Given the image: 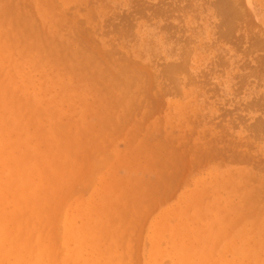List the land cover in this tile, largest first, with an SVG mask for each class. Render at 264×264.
Segmentation results:
<instances>
[{"label": "bare ground", "instance_id": "obj_1", "mask_svg": "<svg viewBox=\"0 0 264 264\" xmlns=\"http://www.w3.org/2000/svg\"><path fill=\"white\" fill-rule=\"evenodd\" d=\"M56 1L52 11L54 22L46 28L44 13L40 14L41 18L38 16L41 23L35 25L20 7L14 9L13 5V8L3 5L0 8V264H133L139 249L137 242L142 247V264H264V207L261 205L264 166L262 169L260 156L247 151L254 144L248 140L249 134L252 140L264 135V114L255 122L253 120L247 136L241 133L234 138L229 133L233 124L234 127L236 122L242 125L247 119L240 123L242 116L235 114L230 118L231 114L226 111L231 127L212 123L218 125V130L212 124L206 128L224 108H215L208 103L206 83L203 80L197 84L190 69L191 61L209 50L211 57L207 55L206 60L215 59L214 64L226 66L224 72L229 74L235 57L233 48L216 46L211 54L210 47L213 46L210 45L214 44H210L211 40L203 47L201 44L188 46V39L187 43L177 44L175 39L169 41L168 36H158L155 32L158 27L155 23L153 27L152 22L141 23L146 27L145 31L137 28L130 33L131 11L130 14L123 13L124 24L118 25L119 29L116 27L118 38L113 37L116 36L117 43L111 41L113 37L98 43L90 31L85 32L86 28H82L74 15L83 8L86 0ZM133 1L125 0V6L130 7ZM210 1L213 7L210 15L211 12L217 15L218 26L225 28L220 30L219 26L218 30L219 37L226 41L224 43L232 45L231 30L239 21L245 24L246 30L250 25L252 27V18H260L264 26V0ZM141 2L142 12L133 17L141 18L147 13L145 16L149 18L152 8L147 10L150 5ZM255 3L259 6L258 12ZM191 7L195 13V7ZM90 10L83 14L84 27L91 24H88ZM105 12L102 17H109ZM10 17L18 19L21 36L15 34L17 25ZM64 23L71 28H66L69 34L67 30L63 31ZM240 27H237L239 32ZM179 35L181 38V33ZM246 35L248 38L249 34ZM246 35L242 39L235 38L237 43L235 40L234 45L237 47L243 39L248 40ZM78 38H82L81 42L88 50L85 58L82 50L77 48L81 43L75 41ZM252 38L254 49L261 51L264 40L259 35ZM128 39L134 41L129 48ZM250 46L248 48L252 50ZM238 88L236 91L239 92ZM225 90H229V83L225 84ZM260 98L253 102L251 99L249 105L260 109L261 103L264 104V98ZM205 107L208 115L201 112ZM162 111L165 113L161 116L160 126L158 121ZM152 113L155 115L153 120L143 126L142 123L147 122L144 119H150ZM169 113H173V117L165 119ZM136 118L141 121L139 127L147 133L145 140H135L141 130L138 124L134 127L132 123ZM170 120L176 121L180 128L167 130ZM122 126L133 132L130 140H134L137 155L148 154L145 160L143 156V159L139 157L140 163L135 158L134 179L129 178L128 170L119 172L124 165L119 153L121 145H125V142H119ZM82 140L86 143L84 148ZM104 141L111 149L102 147L103 152L99 154L100 144ZM81 155L89 161L86 172L82 170L86 166L81 170L75 166ZM98 155L102 158L96 167L94 156L97 158ZM113 160L117 162L116 166L110 165ZM209 165L229 167L194 181L190 177L188 186L191 188L188 192L178 193V206L162 210L154 219V212L160 204H165V199L159 196L165 197L171 188L175 191L174 187L193 175L196 168L201 169L197 173L201 174ZM129 182L130 195L125 197L119 192ZM81 190H86L88 196L76 199L72 201L73 205L67 204L64 208L68 195ZM143 195H146L145 199L139 201L138 197ZM118 207H124V212L117 213ZM118 242L124 251L121 256L114 252Z\"/></svg>", "mask_w": 264, "mask_h": 264}, {"label": "rangeland", "instance_id": "obj_2", "mask_svg": "<svg viewBox=\"0 0 264 264\" xmlns=\"http://www.w3.org/2000/svg\"><path fill=\"white\" fill-rule=\"evenodd\" d=\"M85 1V0H84ZM90 0H86V2H83V4L82 5H84V6H82L83 8H79L78 10L79 11H81V9H82V11H81V13L78 11V12H76L75 11V13H74V15L76 16L77 15V21H79V23H80V25L82 26V28H86L85 29V32H89L91 35H92V37L94 38V40H96V42H101L102 41V39H105V40H110L112 37H113V35H116L117 36V30L119 29V26L118 25H122V24H124V20H123V18H124V14L123 13H125V14H130V11H131V25H129L128 26V28L131 26L132 28H130L131 30V32L130 33H133L134 31H137V28H141V30L142 31H145V26H141V23H146V22H148V23H150L151 24V22H152V26L153 27H158V28H156V30H155V32H156V34H158V36H168L169 37V41H174V39H175V41L177 42V44H184V43H187V39H188V46H190V47H197V46H200L199 44H201L202 45V47L203 46H205V44H209V41H210V44L212 43L213 44V42H214V44L213 45H210V46H213V47H210V51H211V54L214 52L213 50L216 48V46H222V47H226V46H231L232 48H233V50H234V53H235V57H234V59H233V64H232V66L230 67V72H229V74H225V69H226V66H223L222 67V65H217V64H214V60L215 59H213V61H212V59L211 60H206V58L205 57H207V55H210V52H209V50L208 51H206V54L205 53H201V55L200 56H198V57H196L193 61H191V65H190V69H191V73L193 74V75H195L196 76V82H197V84H199V83H201V82H203V80H204V82L206 83V85L209 87V88H207V86H205V90H208L207 92H209V98H208V103L210 104H213L214 106H215V108L216 107H220L219 109H223L224 108V110H220L219 112H218V114H217V118H215V117H213L214 119H212V120H210L211 121V123H209L207 126H206V128L207 127H209V126H211V124L212 123H217V124H222L223 126L224 125H228V126H232V124H229V123H231L230 121H231V116H233V115H235V114H238V115H240V116H242V117H240L241 118V122L240 123H242V120L243 119H247L245 122H243V124L241 125V124H239V123H235L236 124V128L234 127V124H233V126H232V128H231V130H230V134H232L233 136H234V138H235V136L236 135H238V134H244V135H248L249 134V130H250V127L254 124V122L257 120V119H259L260 117H261V115L262 114H264V104L263 103H261L262 105H261V107H260V109L259 108H256V106L254 107V106H250L251 105V102H253V101H255L254 99H257V98H264V66L262 67L261 65L263 64L264 65V57H262V56H264V45H263V47H261L262 49H259V50H261V51H258V49H254V46L252 45L253 43H251L252 41H253V38L252 37H254V35H255V37H257V35H259V36H261V38L264 40V26H262V23L260 22L261 20H260V18H254V20H253V18L251 19L252 21H253V24H252V27H251V25H250V28H251V30H250V28L249 29H247V30H249V31H247L245 28V24L243 23V22H241V21H239V23H237L236 25H237V27H240V22H241V27H240V32L238 31V29H237V27L236 28H234L233 27V29L231 30V33H232V41H234L235 42V40L236 39H242V37H245L244 35H246V34H249V39L247 38V35H246V38L249 40H242V43L240 44V43H238L239 44V46H238V44H237V47H236V45H234V44H236L237 43V40H236V43H234V42H232V45H231V43L230 44H228V43H224V42H226V41H222V38H220L219 37V28L222 26H218V24H219V20L220 19H218V16L217 15H215L214 16V14L211 12V15H210V11H213V7L212 6H210L211 5V1L210 0H186L187 2H185V0H180V2L178 1V0H139L140 2H138L137 0L135 1H133V3H135V5L132 3L131 4V6L130 7H128V6H125V0H91L90 2H89ZM141 1H144V3H145V5H150V6H148V8H147V10H149V8H152V10L151 11H149V12H151L152 13V11H153V13L151 14V16L149 17V18H147V16H145L147 13H143V14H145V15H143V17L145 16L147 19H149V21H146V18L144 17H141V18H138V16L136 15V16H134L133 17V15H135V14H137L138 12H142V11H140V7L142 6V2ZM175 1V2H174ZM189 1V2H188ZM210 1V2H209ZM241 1V0H240ZM28 2V3H27ZM53 2V3H52ZM51 2V0H45V1H42V0H3V3H1L0 2V8H2V6L4 5L5 7L7 6V5H9V7H11V8H13L12 7V5L13 6H15L14 7V9H16V8H19L20 7V11L21 12H25L26 14H29V18H30V20L33 22V24H35V25H39V22L41 23V19H40V21H39V17H40V14H42V13H44V27L46 28V26H48V24L49 23H53L54 22V19H53V9H54V7H55V3H57V1L56 0H53ZM99 2H100V4H99ZM119 2H121V3H119ZM137 2V3H136ZM177 2H179V3H177ZM204 4L205 2L207 3L206 5L204 4L203 6H202V3ZM242 3H244L243 2V0L241 1ZM9 3H11V5L9 4ZM12 3H15V4H12ZM25 3H27L26 5H25ZM42 3H44L43 5H42ZM139 3H141V4H139ZM148 3H150V4H148ZM189 3H190V7H189ZM254 3V2H253ZM92 6H90V5ZM139 4V5H138ZM153 4V5H152ZM155 4V5H154ZM163 4L164 5H166V6H163ZM168 4V5H167ZM188 4V5H187ZM200 4H201V6H200ZM208 4H209V6H208ZM256 4V3H255ZM254 4V8H255V10L258 12L260 9H259V6L256 4L255 5ZM17 5V6H16ZM25 7H24V6ZM160 5V6H159ZM187 5V6H186ZM194 6L195 7V13H196V15H195V13H194V11H192L191 10V6ZM88 6V7H87ZM108 6V7H107ZM136 6V7H135ZM154 6V7H153ZM163 6V7H162ZM179 6V7H178ZM182 6V7H181ZM5 7H4V9H5ZM57 7V6H56ZM86 7L88 8V9H86ZM89 7H90V9H89ZM131 7H134V9L132 8V10L130 9ZM169 7L171 8V9H169ZM181 7V8H180ZM198 7H199V10H198ZM204 9H203V8ZM70 8L71 7H69V9H68V11L70 10ZM94 8H97V9H99V11H93L92 12V10L94 9ZM105 9L104 11H106L105 13L107 14V12H108V15L107 16H109V17H106V18H104V17H102V12H104L102 9ZM137 8V9H136ZM166 8V9H165ZM168 8V9H167ZM185 8V9H184ZM212 8V9H211ZM49 9H50V11H49ZM107 9V10H106ZM120 9V10H119ZM159 9V10H158ZM161 9V10H160ZM162 9H164V11H162ZM177 9V10H176ZM190 11H189V10ZM197 9V10H196ZM29 10V12H27V11ZM88 11V10H90V16H91V18L90 19H92V20H88L89 21V23L88 24H90V25H88V26H85L84 27V17H83V14H85L86 13V11ZM123 10V11H122ZM19 11V12H20ZM31 11V12H30ZM84 11V12H83ZM122 11V12H121ZM154 11H156V12H158V13H156V12H154ZM170 11H172V12H170ZM173 11H177V12H173ZM5 12V11H4ZM20 12V13H21ZM83 12V13H82ZM89 12V11H88ZM134 12V13H133ZM192 12V13H191ZM33 14V16H32V14ZM68 14H69V12H67ZM73 13V12H72ZM112 13H114V14H112ZM117 13V14H116ZM119 13V14H118ZM121 13V14H120ZM165 15H164V14ZM168 13V15L166 16V14ZM181 13H182V15H181ZM113 15V17H112V15ZM160 15V16H158V15ZM169 14H172V15H169ZM176 14L178 15L177 17H176ZM82 15V16H81ZM156 15H157V18H155L156 17ZM162 15H164V16H166L165 18H164V16H162ZM194 15V16H193ZM39 16V17H38ZM89 16V17H90ZM99 16V17H98ZM154 16V17H153ZM173 18H172V17ZM174 16H175V18H174ZM193 16V17H192ZM95 17V18H94ZM112 17V18H111ZM114 17H115V19H114ZM170 17V18H169ZM179 17H180V19H179ZM217 17V18H216ZM41 18V17H40ZM102 18H103V25H102ZM116 18L118 19L117 21H115L114 22V20H116ZM135 18H136V20H135ZM151 18V19H150ZM177 18V19H176ZM195 18V19H194ZM80 19H81V22H80ZM114 19V20H113ZM167 21H166V20ZM180 21H179V20ZM203 19V20H202ZM12 20V22L15 24V25H17V20L18 19H16V18H14L13 17V19L10 17V21ZM37 20V21H36ZM95 20V21H94ZM98 20V21H97ZM105 20V21H104ZM166 22H165V21ZM251 20H249V21H251ZM83 21V22H82ZM92 21H94V22H92ZM109 21H111V22H109ZM180 23H179V22ZM251 21V22H252ZM123 22V23H122ZM130 22V21H129ZM169 24H168V23ZM210 22V23H209ZM218 22V23H217ZM98 23V25H96V24ZM104 23H107V24H105L104 25ZM111 23H112V26H111ZM119 23V24H118ZM154 23H155V26H154ZM167 23V24H166ZM214 23V24H213ZM65 25H67V26H65L64 25V27H63V25L61 26V28L63 27L64 28V30L63 29H61V28H59L61 31L63 30L64 32H65V30H67L66 28H70L69 27V25L67 24V23H64ZM157 24V25H156ZM164 24V25H163ZM172 26H171V25ZM216 24V25H215ZM95 25H96V27H95ZM134 25V26H133ZM162 25V26H161ZM177 26V29H176V26ZM182 25V26H181ZM200 25V26H199ZM99 28H98V27ZM103 26V27H102ZM107 26H109V27H107ZM175 26V27H174ZM179 26H181V27H179ZM214 26L216 27V28H214ZM89 27V28H88ZM91 27H92V30H91ZM106 27V28H105ZM118 29H117V28ZM162 27V28H161ZM179 27V28H178ZM184 29H186V30H184ZM218 27V28H217ZM95 28V29H94ZM98 30H97V29ZM112 28H113V30H112ZM160 28V29H159ZM224 28V27H223ZM222 27L220 28V30H225V28L223 29ZM19 29V24L16 26V27H14V32H15V34L16 35H19V33H21V31L20 30H18ZM71 29V28H70ZM102 29H103V31H102ZM111 30V32H109L108 30ZM162 29V30H161ZM168 29V30H167ZM183 29V30H182ZM201 29V30H200ZM216 29V30H215ZM84 30V29H83ZM94 30H96V31H94ZM170 30V31H169ZM62 31V32H63ZM69 30H67V34H69V32H68ZM70 31H72V30H70ZM105 31V32H104ZM176 31H177V33H176ZM212 31H214V32H212ZM216 31H218L217 33H216ZM251 31V32H250ZM63 32V33H64ZM91 32H95L94 34H92ZM110 34H109V33ZM114 32V33H113ZM168 32H171V33H168ZM175 32V33H174ZM178 32H180L181 33V38L179 37L180 35V33H178ZM233 32H234V34H233ZM263 32V33H262ZM65 33V34H66ZM101 33H103V36H101ZM108 33V34H107ZM112 33V34H111ZM168 33V34H167ZM251 33V34H250ZM252 33H257V35L256 34H252ZM262 33V34H261ZM66 34V35H67ZM97 34H99V35H97ZM105 34V35H104ZM183 34V35H182ZM107 35V36H106ZM171 35V36H170ZM239 35V36H238ZM240 35H242V36H240ZM19 36H21V35H19ZM104 36H106V37H104ZM116 36H114L113 38H112V42H114V43H117V38H118V36H117V38H116ZM172 37H175V38H172ZM177 37V38H176ZM179 37V38H178ZM185 37V38H184ZM187 37V38H186ZM217 37V38H216ZM116 38V39H115ZM172 38V39H171ZM182 38H184L183 40H182ZM189 38H190V40H189ZM216 38V39H215ZM218 38H219V40H218ZM236 38V39H235ZM182 41H181V40ZM82 41V38L80 39V38H78L77 40H75V41ZM101 40V41H100ZM108 40V41H109ZM114 40V41H113ZM186 40V41H185ZM191 40H193V41H191ZM215 40H217L216 42H215ZM223 40H225V39H223ZM250 40H252V41H250ZM79 41H78V43H79ZM130 40L128 39L127 40V48H129V46L130 45H134V41L133 40H131L130 42H129ZM185 41V42H184ZM189 41H191V42H189ZM179 42V43H178ZM181 42V43H180ZM247 42V43H246ZM249 42V43H248ZM76 43V42H75ZM78 43H76V45H78ZM205 43V44H204ZM81 44H83L82 46H80ZM84 42H81L80 43V45H79V47L77 46V48L78 49H80V50H82L81 52V54H83V57L84 56H88V54H87V52H88V50L86 49V48H84L85 46H84ZM249 44V46L252 48V50L250 49V48H248L247 47V45ZM81 47V48H80ZM244 47H246V48H244ZM84 48V49H83ZM235 48H237V49H235ZM241 51V52H239V50ZM254 49V50H253ZM83 50H84V52H83ZM235 50H238V52L237 51H235ZM242 50H244L243 52H244V54H242ZM246 50V51H245ZM249 50L251 51V52H253V53H248L249 52ZM205 51V50H204ZM255 51V52H254ZM248 53V54H247ZM216 54V53H215ZM247 54V55H246ZM260 55V56H259ZM209 57H211V55L209 56ZM259 57H260V61H259ZM85 58V57H84ZM87 58V57H86ZM252 58H254V59H252ZM238 60V61H237ZM245 60V61H244ZM258 62H257V61ZM212 62V63H211ZM262 64H261V63ZM216 63V62H215ZM210 64H211V66H210ZM242 64V65H241ZM248 65V67H250V68H248L246 65ZM257 64V65H256ZM244 65H245V67H244ZM238 66V67H237ZM222 68V71H221V68ZM247 67V68H246ZM261 67V68H260ZM209 68H210V70H209ZM213 70H212V69ZM244 68V69H243ZM252 71H251V70ZM255 70V73H254V70ZM219 71L220 70V72H217V71ZM259 71L258 73H257V71ZM260 70L262 71V72H260ZM200 71H202V73H200ZM212 71V72H211ZM215 71V72H214ZM204 72V73H203ZM247 72V73H246ZM253 72V73H252ZM205 73H206V75H205ZM210 75H209V74ZM223 73V74H222ZM222 74V75H221ZM200 75H201V77H200ZM236 77H235V76ZM242 75H244L243 77L245 78L244 80L242 79ZM255 75V76H254ZM258 75V76H257ZM203 76H205V77H203ZM254 76V77H253ZM235 77V78H234ZM239 77L243 80V82L241 83V82H239ZM197 78H198V80H197ZM205 78V79H204ZM242 80H240V81H242ZM252 80V81H251ZM258 81V82H257ZM17 82H19V80H17ZM208 82H209V84H208ZM250 82H252V83H250ZM212 83V84H211ZM228 84L229 83V90L228 91H226L225 90V84ZM235 83H238V84H235ZM239 83L241 84V85H239ZM242 84H244V85H242ZM237 85L238 86H240L239 88L237 87ZM261 85V86H260ZM242 86V87H241ZM193 87V86H192ZM216 87V88H215ZM232 87V88H231ZM196 88V87H195ZM213 88H215L214 90H213ZM238 88V90H240L239 92H241V93H239L238 91H236V89ZM232 89L233 90H235L236 92L234 93L233 91H232ZM214 93V94H212V92ZM216 90V93L214 92ZM218 92V93H217ZM223 93V94H222ZM231 93H233V94H231ZM239 93V94H238ZM235 94V95H234ZM260 95V96H259ZM212 96V97H211ZM234 96V97H233ZM225 97V98H224ZM260 98V100H262ZM177 99H179V97L177 98ZM176 99V100H177ZM231 99V100H230ZM252 99V101L250 102V103H248L250 100ZM214 100V101H213ZM225 103H224V102ZM239 101V102H238ZM263 102H264V99H263ZM239 103H240V106H239ZM245 103H248V105L247 104H245ZM216 104H218V105H216ZM224 104V105H223ZM245 104V105H244ZM250 104V105H249ZM222 106V107H221ZM234 106V107H233ZM243 106H244V108H243ZM245 106H247V108H246V110L244 111V109H245ZM233 108L235 109L234 111H232L233 110ZM239 110H238V109ZM249 108L251 109V110H249ZM226 109H228V110H226ZM261 109H263V110H261ZM259 110V111H258ZM222 111H226L229 115H230V118H228L229 117V115L225 112H222ZM231 111V113H229V112ZM201 112H204V114H206V115H208V113H207V110H206V107L203 109L202 108V111ZM165 112H161V114H160V121L163 119V118H161V116L164 114ZM222 113V114H221ZM211 114V113H210ZM224 114H226V116H224ZM153 115V116H152ZM220 117H219V116ZM258 115V116H257ZM155 115H154V113H152V114H150L149 115V118L150 119H144V120H147V122L146 121H144L143 123H142V125L143 124H145V123H149V122H151V120H153V117H154ZM95 117V116H94ZM93 117V118H94ZM156 117H158V116H156ZM171 117H173V113L171 114V113H169V115H167V117L165 118V119H170ZM257 117V118H256ZM91 118V117H90ZM223 118V119H222ZM255 118V119H254ZM208 119V118H207ZM221 119V120H220ZM159 120V119H158ZM220 120V121H219ZM253 120H254V122H253ZM90 121H91V119H90ZM160 121H158V124L159 123H161L162 124V121L160 122ZM209 121V122H210ZM219 121V122H218ZM223 121V122H222ZM227 121H229V123L227 122ZM176 121H173V120H170V124L169 125H167V127H168V129L167 130H169V131H175V130H177V129H179L180 128V126L178 125V124H176L175 123ZM133 124H134V127L136 126V124H138V127L140 126V123H141V121H138V119L136 118V119H134V121L132 122ZM250 123V124H249ZM252 123V124H251ZM132 124V125H133ZM161 124H159L160 126H161ZM132 125L130 126V128L132 127ZM213 125V127L215 128L216 126H218V125H214V124H212ZM246 125V126H245ZM144 126V125H143ZM243 126V127H242ZM248 126V129L246 128ZM123 127V126H122ZM234 127V128H233ZM124 128V129H123ZM123 128H121L122 129V132H121V134L123 135V137H122V135H120V137H119V139L121 138V141H119L120 143H122L123 144V142H125L124 144L125 145H121V150H119V153H120V159H121V161H122V163H124V165H122V168H120L119 169V163H118V166L116 167V173H115V176L117 177V171H118V169H119V172H121V171H123L124 169V171H126V170H128V172L130 173V174H128V175H130L129 176V178H135V166H133V164L135 165V163H133L134 162V160H135V158L138 160V162L140 163L141 162V159H143V157H144V160L146 159V157H147V155H145V154H142V155H137V153L135 152V150H134V145H133V142L132 141H134L132 138V141L130 140V137L132 136L131 134L133 133L132 131H131V129L129 128V127H126V126H124ZM140 129V131H139V136L136 134V136H135V140H137V138L139 139L140 138V140L142 141V140H145L146 138H147V133L145 132V130H144V128L143 127H139ZM142 128H143V130H142ZM161 128V127H160ZM159 128V129H160ZM138 129V128H137ZM216 130H218V128L216 127L215 128ZM245 129H247V130H245ZM164 131V130H163ZM162 131V132H163ZM137 132H138V130H137ZM159 132H161V129H160V131ZM130 133V134H129ZM84 135H86V134H84ZM84 135H83V137H84ZM245 136V137H246ZM82 137V139H84L85 138V141L86 140H88L87 138H89V134H88V136L87 137H84L83 138ZM249 137H251V135L249 134L248 135V140L249 141H253V143L254 144H252L251 145V149H247V151L249 150V152H251L253 155H255V156H260L259 158L261 159L260 160V163L261 164H263L262 165V169H263V166H264V135L260 138H256V139H258V140H256L255 138H253V140H252V138H249ZM253 137V136H252ZM107 138V137H106ZM123 138V139H122ZM145 138V139H144ZM255 140V141H254ZM84 142V140H82V143ZM107 142V141H106ZM112 142V141H111ZM130 142H132V143H130ZM143 143V142H142ZM84 144V143H83ZM101 147H100V152H99V154H101L102 152H103V148H105V141L104 142H102L101 144ZM99 145V146H100ZM171 145H173V144H171ZM83 146V148H84V146H86V143L84 144V145H82ZM109 146V145H108ZM108 146H106V147H108ZM174 146H175V144H174ZM103 147V148H102ZM255 149H254V148ZM250 148V147H249ZM98 149H99V147H98ZM106 149V148H105ZM108 149L110 150L111 149V147L109 148L108 147ZM75 152H76V150H74ZM105 151V150H104ZM258 154V155H257ZM151 155V154H150ZM87 156V155H86ZM136 156V157H135ZM141 156H143V157H141ZM88 157V156H87ZM139 157H141V159L139 158ZM157 157V156H156ZM101 158H102V155H98L97 156V158L94 156V159H95V161H94V165L96 166V167H98V164L101 162ZM83 159V160H82ZM158 159V158H157ZM96 160H100V161H96ZM159 160V159H158ZM196 160V159H195ZM118 162H119V160H118ZM143 162V161H142ZM78 163V164H77ZM89 163V161H88V159L85 157V158H82V155H81V158L76 162V167L77 168H79L80 167V170L82 169V167L83 166H86L85 168H83L82 170H85V169H88V164ZM112 163H114V164H112ZM116 163V164H115ZM84 164V165H83ZM141 164H143V166H144V168H145V162H143V163H141ZM110 165H113V166H116L117 165V162H114V160H113V162H111L110 163ZM68 167H70L71 168V165H67ZM137 166H139V164L137 165ZM226 167H229L228 165H225V166H211V165H209V166H207L203 171H202V173L201 174H197V173H199L200 171H201V169L198 167V168H196V170H194V173H193V175L191 174V175H189L185 180H182V181H180L177 185H176V187H174V189H175V191H173V188H171L170 189V191L171 192H169V191H167L165 194H166V196L165 197H163V196H159V197H161V198H163V199H165V204H160L161 206L158 208V213H155V212H157V211H155L154 212V214H153V216H154V219L155 218H157L160 214H161V212H162V210H165L166 208H169V209H173V208H175V207H177L178 206V204H179V201H178V199H179V197H178V193L179 192H181V191H184V192H188L189 191V189L191 188H189V186H188V184H189V179H190V177H191V180L193 179V181L195 180V179H201V178H204V177H206V174L207 173H212V172H215V170H219V171H223ZM66 169H67V167H66ZM132 171V173L130 172V170ZM123 171V172H124ZM85 172H86V170H85ZM122 173V172H121ZM263 172L261 171L259 174L261 175ZM132 174V175H131ZM120 175V174H119ZM133 176V177H132ZM133 178V179H134ZM84 179H85V174H84ZM184 181V182H183ZM182 182V183H181ZM130 184V182L127 184V186ZM181 185V186H180ZM125 186V188L123 189V190H121L119 193H121V194H123L125 197H129V195H130V186ZM179 187H181V188H179ZM179 188V189H178ZM177 190V191H176ZM172 192H173V194H172ZM176 192V193H175ZM118 193V195H121V194H119ZM79 195V196H78ZM83 195V196H82ZM127 195V196H126ZM169 195V196H168ZM173 195V196H172ZM69 196V198L67 199V202L65 203V207L64 208H66V205L67 204H72L73 205V202H74V200H76V199H79V198H81V199H85L87 196H88V192L86 191V190H81V191H76L75 192V194H73V193H71V194H69L68 195ZM175 196V197H174ZM145 197H146V195H143V196H139L138 197V199H139V201H141V200H144L145 199ZM158 197V198H159ZM67 198V197H66ZM175 198V199H174ZM157 199V198H156ZM133 200V199H132ZM136 200H137V198H136ZM73 201V202H72ZM178 201V202H177ZM133 202H135V200H133ZM131 203L132 202H130L129 203V206L131 205ZM261 205H262V207H264L263 205H264V200L262 201V203H261ZM58 206H59V204H58ZM57 206V207H58ZM126 206H127V204H126ZM60 208V207H59ZM59 208H57L58 210L57 211H59L60 212V210H59ZM163 208V209H162ZM77 209H80V208H77ZM126 209V208H125ZM65 211V210H64ZM124 212V207H118L117 208V213H123ZM157 214V215H156ZM114 227H115V225H114ZM138 241V240H137ZM137 244H138V246H137ZM116 246V248L114 247V252L116 253V255H118V256H121V255H123V253H124V251H123V248H122V246H121V244L118 242V244H116L115 245ZM134 246H135V244H134ZM136 246H137V248H139L138 249V252L137 253H139L138 254V256H139V258H138V256H137V253L135 252V254L136 255H134V263L135 264H137L138 262L140 263V264H142V260H141V255H142V247L140 246V244L137 242L136 243ZM137 248L135 247V249L137 250ZM137 256V257H136ZM138 259V260H137ZM133 263V264H134ZM138 263V264H139Z\"/></svg>", "mask_w": 264, "mask_h": 264}]
</instances>
